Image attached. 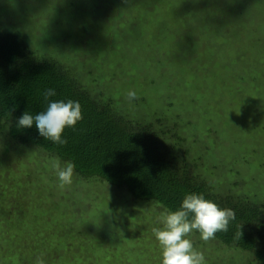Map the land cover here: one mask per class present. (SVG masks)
<instances>
[{"label": "rangeland", "instance_id": "374dc122", "mask_svg": "<svg viewBox=\"0 0 264 264\" xmlns=\"http://www.w3.org/2000/svg\"><path fill=\"white\" fill-rule=\"evenodd\" d=\"M9 32L129 118L163 117L217 192L264 202V0H0ZM54 158L0 132V264H162L163 206L75 172L61 190ZM186 238L206 264H256Z\"/></svg>", "mask_w": 264, "mask_h": 264}, {"label": "trees", "instance_id": "16d2710c", "mask_svg": "<svg viewBox=\"0 0 264 264\" xmlns=\"http://www.w3.org/2000/svg\"><path fill=\"white\" fill-rule=\"evenodd\" d=\"M56 95L50 100L78 101L83 119L66 128V145L44 139L33 124L21 128L18 120L25 111H44L45 89ZM15 106V111L9 109ZM0 132L16 143L46 150L60 161L75 164L74 172L98 177L126 188L136 199L155 200L170 211L179 210L188 194H203L220 208L232 209L235 220L227 232H218L221 243L251 253L256 264H264V202L229 191L217 192L208 179L196 173L184 147L185 137L161 116L151 120L131 119L113 105V99L92 95L70 69L55 59H38L16 33L0 37ZM241 227L240 239L236 233ZM198 232V231H196Z\"/></svg>", "mask_w": 264, "mask_h": 264}, {"label": "clouds", "instance_id": "9594fccd", "mask_svg": "<svg viewBox=\"0 0 264 264\" xmlns=\"http://www.w3.org/2000/svg\"><path fill=\"white\" fill-rule=\"evenodd\" d=\"M56 92L52 88L43 92L47 107L36 115L25 111L18 120L21 128H31L35 124L39 135L57 145H66L62 138L66 128H74L83 119L82 107L74 100H50ZM138 99L135 91H128L129 103ZM15 111V106L9 113ZM52 167L56 170L59 180L58 187L63 190L73 182L75 164L66 161L61 164L59 158H54ZM232 209L220 208L211 200L205 199L203 194H188L184 197L179 210L170 211L167 208L161 213L162 228L154 227L152 232L162 247V264H206L204 254L194 248L190 239L186 238L194 230L200 233L203 241L214 239L216 233L227 232L231 221L235 220ZM242 226L236 233L240 239ZM35 264H44V260L37 258Z\"/></svg>", "mask_w": 264, "mask_h": 264}]
</instances>
